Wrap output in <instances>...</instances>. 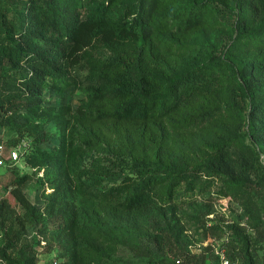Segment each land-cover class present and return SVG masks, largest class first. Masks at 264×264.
Here are the masks:
<instances>
[{
  "label": "trees",
  "instance_id": "16d2710c",
  "mask_svg": "<svg viewBox=\"0 0 264 264\" xmlns=\"http://www.w3.org/2000/svg\"><path fill=\"white\" fill-rule=\"evenodd\" d=\"M217 1L0 0V126L14 132L6 141L8 148L27 140L20 161L34 172L20 175L17 168L7 166L12 169L0 195L1 260L34 263L31 248L18 261L9 257L31 225L36 243L44 242L42 252L56 253V264H82L75 249L82 235L100 245L90 237V199L118 198L116 206L140 213L152 211L159 197L162 202L182 205L189 201L182 199L188 191L201 193L221 182L237 194L258 198L264 213V0H226L230 11ZM210 11L232 13L233 32L258 56L245 58L223 50L204 59L197 53L189 68L176 75L161 67H146V44L156 34L176 27L177 35L191 38L206 24ZM130 42L137 46L129 60L123 53L96 62L86 59L97 45L119 50ZM152 57L164 61L159 53ZM227 68L235 78L226 96L247 123L239 145L218 143L206 163L193 167L167 160L174 151L162 142L153 159L146 152L134 151L136 145L150 146L151 128L162 132L156 123L160 120L178 116L179 130L210 120L213 110H194L187 104L213 91L220 70ZM74 90L85 96L76 108L61 101L66 91ZM90 107L95 120L123 125L115 132L125 142L116 161L110 160L111 166L95 175L82 166L81 159L91 140L77 143L71 130L74 122L90 115ZM50 123L57 129L52 147L48 145L53 135L46 129ZM35 174L42 187L41 206L24 190ZM159 186H164L163 193L156 192ZM148 219L160 247L147 245L146 253L154 256L163 249L171 257L163 256L160 263L220 264L213 249L188 252L167 226L152 222V216ZM236 228L240 229L225 225L229 235L226 258L235 264H262L257 253L264 243V217L254 225L253 236H239ZM209 229L214 236L223 228Z\"/></svg>",
  "mask_w": 264,
  "mask_h": 264
},
{
  "label": "rangeland",
  "instance_id": "374dc122",
  "mask_svg": "<svg viewBox=\"0 0 264 264\" xmlns=\"http://www.w3.org/2000/svg\"><path fill=\"white\" fill-rule=\"evenodd\" d=\"M217 4L222 9L230 11L228 6L231 4H228L226 0H218ZM231 16L230 12L222 15L214 14L212 11L208 12L206 24L191 38L177 35L176 27H168L163 34H156L153 41L146 44V67L148 69L161 67V70L167 74L176 75L189 68L192 57L197 53H200V58L204 59H208L215 53L219 54L223 50L245 58L257 57L258 51L248 46L245 39L237 38L238 36L233 32L234 16ZM244 16L247 17L249 24L253 22L248 11L244 12ZM136 46L137 43L130 42L119 50H115L97 45L89 50L86 59L96 62L116 53H123L129 60L132 58ZM157 53L162 55L164 61L161 59H156V61L152 57ZM220 71L222 74L217 78L214 90L204 93L203 96H198L187 104L194 110L202 107L213 110L214 114L210 120L182 130L177 128L176 121L179 117L176 115L160 120L156 123L161 126L162 132L151 128L149 130L150 146L142 149L136 145L133 148L134 151L136 153L146 152L148 157L153 159L158 142H162L163 146L173 148L174 151L173 157L167 160L174 161L175 164L193 167L206 163L214 155V147L218 143L239 145L240 134L246 129L247 123L244 124L246 117L231 106L226 96L235 75L228 68ZM84 97V94L79 90L66 91L61 101L76 108L82 103L81 100ZM89 111L90 115L74 122L71 130L77 143L84 138L91 140L92 144L87 147V151L81 159L82 166L95 175L100 168L111 166L110 160L116 161V155L122 150L124 141L115 130L121 131L123 125L110 120H95L93 108L90 107ZM46 129L53 135L48 145V147H52L57 141V129L51 123L46 126ZM13 133L12 130L0 126V141L6 144ZM128 142L132 144L131 141ZM245 143L250 144L248 140H245ZM261 157L263 158V156ZM12 168H17L19 173L20 171L34 173L33 169L25 166L21 161ZM12 168L0 169V171L4 169V172L0 173V185L3 186L9 179ZM36 176V174L33 175L29 184L37 193L34 201L36 204L42 205V187ZM2 186L0 195H2ZM163 188L164 186H159L156 192L163 193ZM186 195L182 198L189 200L185 204L165 203L159 197L152 211L140 213H128L116 206L115 202L118 198L90 199V216L93 222L89 227L90 237L99 241L100 245L97 246L94 244V240L82 235L79 243L75 246L82 264H162L159 261L163 256L171 258L164 253L163 249L162 252L154 256H149L146 253L144 248L147 245L160 247L154 241L156 230L152 229L153 225L148 219L150 216H152V222L159 221L160 224H164L176 234L183 248L188 252L206 253L213 249L217 255L225 254L224 251L229 240L228 232L224 231L225 225L240 227V229L236 228L239 236H253L254 225L259 218L264 217L262 201L253 195L237 194L233 188H229L221 182L214 183L204 192L191 193L188 191ZM210 227L223 229L212 236L210 231L214 230H210ZM3 232L4 229L0 228V241ZM25 234L16 249L10 253V259L18 261L21 255H26L28 248H31L35 257L33 264H52L56 253L42 252L43 244L41 243L39 246L33 239L36 238L35 227L28 225ZM262 245L263 248L258 250L257 255L264 264V243ZM2 263L9 264L6 259H2ZM230 264L235 263L230 262Z\"/></svg>",
  "mask_w": 264,
  "mask_h": 264
},
{
  "label": "built area",
  "instance_id": "2783aa9c",
  "mask_svg": "<svg viewBox=\"0 0 264 264\" xmlns=\"http://www.w3.org/2000/svg\"><path fill=\"white\" fill-rule=\"evenodd\" d=\"M28 142L23 139L16 147L8 148L3 141H0V169L7 166H15L20 162V154L25 150ZM43 169L39 171L38 175L42 176ZM36 234V231H35ZM44 244V242H41ZM220 264H230V261L226 258L223 253L219 254ZM0 264L2 260L0 259ZM53 264H56L55 259L53 260Z\"/></svg>",
  "mask_w": 264,
  "mask_h": 264
},
{
  "label": "crops",
  "instance_id": "0c3cea01",
  "mask_svg": "<svg viewBox=\"0 0 264 264\" xmlns=\"http://www.w3.org/2000/svg\"><path fill=\"white\" fill-rule=\"evenodd\" d=\"M22 166V165H21ZM24 167V166H23ZM22 167V168H23ZM4 168H6V167H4ZM2 172H4V169L3 170H1L0 171V173H2ZM26 171H20V175L22 174V173H25ZM27 173H29V172H27ZM4 174V173H3ZM3 174H1V175H3ZM11 173H9V176L11 177V175H10ZM9 177V178H10ZM2 186V184L0 185V187ZM3 186H4V184H3ZM3 186H2V188H3ZM24 190L26 191V193H27V195L29 196V198L32 200V201H34V199H35V197H36V195H37V193H36V191H35V189H33V187L28 183L26 186H25V188H24ZM35 202V201H34ZM36 203V202H35ZM38 206H41V204L39 203V204H37Z\"/></svg>",
  "mask_w": 264,
  "mask_h": 264
}]
</instances>
